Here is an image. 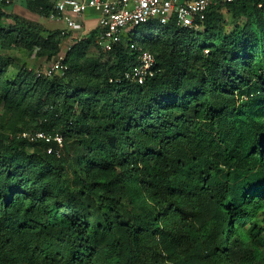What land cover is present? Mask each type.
<instances>
[{"label": "trees", "instance_id": "trees-1", "mask_svg": "<svg viewBox=\"0 0 264 264\" xmlns=\"http://www.w3.org/2000/svg\"><path fill=\"white\" fill-rule=\"evenodd\" d=\"M10 4L0 0V35L19 30L56 59L60 32ZM239 5L248 21L217 44L173 25L151 34L155 74L141 82L124 77L138 48L105 68L83 56L84 38L65 76L13 82L0 53V100L27 98L22 110L46 119L21 132L63 137L58 154L54 141L0 133V264H264V0L213 5L205 29Z\"/></svg>", "mask_w": 264, "mask_h": 264}, {"label": "rangeland", "instance_id": "rangeland-1", "mask_svg": "<svg viewBox=\"0 0 264 264\" xmlns=\"http://www.w3.org/2000/svg\"><path fill=\"white\" fill-rule=\"evenodd\" d=\"M10 1L11 4L10 6L6 7V12H11L14 15L34 23L40 22L39 24L46 28V21H48V19L47 16L40 13V9L44 10L47 5L54 3L56 0ZM251 5H254V3H251ZM248 19L249 15L247 12L241 9V5H239L237 8L225 7L220 11L218 19L216 20L217 29L208 31L204 27L203 29L196 31L197 33L195 32L196 37L193 35L190 36L189 43H191L192 40H195V42L198 40L200 43L208 41V44H217L220 31L226 34H231L239 27H243ZM11 23H15L13 19L4 20L2 29L4 30V33L10 31L9 27ZM162 27V24L154 23V25H152L151 28L145 33L135 30L128 31L122 36L121 41L116 44L111 51H106L102 44L98 43L97 35H87L88 33L84 35L81 33L80 36H87L85 39L87 40V43L83 49V56L89 60L88 62H94L98 60L99 64L101 63L105 65V68L120 66V57L132 55L133 51L137 48L141 50L140 52L149 50L148 47H145V44L150 41L151 38H149V36L151 34H156L157 36L170 35L160 31L159 28ZM46 34L47 32L43 33V37L46 36ZM48 48V46L43 47V45L40 43H32L28 39V35L21 33L19 30L9 32L7 35L1 34L0 53L3 55V58L9 62L8 71L6 72V81L13 82L17 79L20 73L23 72L26 74L31 73V75L34 76L39 69H43L49 65L54 57L51 59L48 58V54L50 52L48 51ZM41 52H44V54H40ZM205 53L208 52L205 50ZM153 54L156 57L157 53ZM80 61V63L84 62L83 59ZM35 78H33L31 82H34ZM112 80L113 79L110 78L107 81L108 87L106 86V88L108 99L104 103L105 106L109 108L111 106L110 104L112 103L114 90L117 88V86L112 84ZM27 102V98L19 96L17 102L14 103V107H10L8 106V102L6 100H0V133H7L11 136H20L22 129L27 128L30 130L35 126H40L43 121H46L44 116H38L37 118L27 112H24L22 109H24L26 105L29 104ZM106 111L107 110L103 109L101 113L106 114ZM261 219L262 215L256 222L262 224L260 223Z\"/></svg>", "mask_w": 264, "mask_h": 264}, {"label": "built area", "instance_id": "built-area-1", "mask_svg": "<svg viewBox=\"0 0 264 264\" xmlns=\"http://www.w3.org/2000/svg\"><path fill=\"white\" fill-rule=\"evenodd\" d=\"M10 0H6L8 3ZM233 0H56L47 16L50 21L63 23L59 38H69L70 32L81 28L82 19L90 11L98 12L96 35L98 43L106 51H111L122 36L135 27L147 23H160L163 26L173 25L199 31L205 27L207 13L213 5ZM72 49L67 44L66 50ZM66 51V52H67ZM209 51L208 49L206 50ZM66 53L58 54L49 65L36 72L37 78L55 76L63 77L68 70L65 63ZM156 57L150 51L139 55L138 63L124 77L131 81H144L155 74ZM113 81V80H112ZM116 81H120L117 79ZM21 136L29 140L43 139L46 142H56V152L59 154L63 147V137L56 133L54 136L41 130L24 131ZM53 147H48L52 152Z\"/></svg>", "mask_w": 264, "mask_h": 264}, {"label": "crops", "instance_id": "crops-1", "mask_svg": "<svg viewBox=\"0 0 264 264\" xmlns=\"http://www.w3.org/2000/svg\"><path fill=\"white\" fill-rule=\"evenodd\" d=\"M97 18H98V12L90 11L82 19L83 24H82L81 28H78V29L71 31L69 38L67 37V38L62 40L61 38H59V34H60L59 33L58 34V40L60 41V46H61V51L59 54L66 53V51H67L66 45L67 44L73 45L76 41H79V40L87 37V36H84V37L80 36L81 33L84 35L86 33H88L87 35H92V34L96 35L95 27H96V24L98 22ZM48 21H46L47 22V26H46L47 29L58 30L60 32L61 29H63L65 27V25L63 23L53 22V21H50L49 19H48Z\"/></svg>", "mask_w": 264, "mask_h": 264}]
</instances>
